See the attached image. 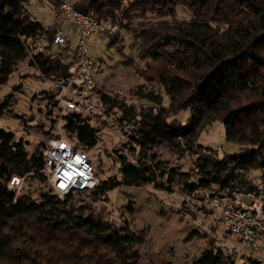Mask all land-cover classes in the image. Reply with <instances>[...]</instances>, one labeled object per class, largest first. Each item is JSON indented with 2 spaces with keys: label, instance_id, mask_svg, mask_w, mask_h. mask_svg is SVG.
Wrapping results in <instances>:
<instances>
[{
  "label": "trees",
  "instance_id": "trees-1",
  "mask_svg": "<svg viewBox=\"0 0 264 264\" xmlns=\"http://www.w3.org/2000/svg\"><path fill=\"white\" fill-rule=\"evenodd\" d=\"M27 0H0V87L7 84L19 64L27 58L25 41L44 36L45 51L35 57L45 76H66L73 56L69 47L49 53L55 28L34 19ZM53 10L59 0H49ZM76 11L108 18L118 24L108 47L123 49L124 30L136 43L138 60L128 58L136 74L157 84L158 90H131L148 104L139 109L127 105L94 86L95 103L103 112L118 109L123 129L121 141L128 155L118 153L116 169L103 176L101 159L93 167L97 181L92 189L55 194L51 186L38 199L18 194L8 187L12 177L43 183L45 141L29 151L21 139L0 128V264H153L138 249L146 241L148 228L128 222L117 225L104 216L97 203L109 200L108 192L121 187H141L192 193L202 187L219 186L229 192H259L264 187V0H69ZM191 13L188 20L177 17V7ZM118 37H121L118 41ZM117 43V44H116ZM58 47L59 46H54ZM162 88L168 102L164 104ZM48 112L58 106L52 90L40 93ZM8 93L0 103L13 101ZM189 110L183 123L173 118ZM88 114L68 111L62 118L64 137L77 150L89 152L99 142V129ZM224 126L225 139L250 148L238 154H223L201 145L198 138L213 123ZM191 157L188 172L167 166L157 149ZM97 169V170H96ZM258 171V175H251ZM99 176V177H97ZM186 213L193 212L184 207ZM226 233L230 235L226 229ZM203 237V234H198ZM238 239V238H237ZM240 240V239H238ZM242 241V240H240ZM189 264H240L234 253H226L210 242ZM241 264H261L248 257Z\"/></svg>",
  "mask_w": 264,
  "mask_h": 264
},
{
  "label": "rangeland",
  "instance_id": "rangeland-1",
  "mask_svg": "<svg viewBox=\"0 0 264 264\" xmlns=\"http://www.w3.org/2000/svg\"><path fill=\"white\" fill-rule=\"evenodd\" d=\"M26 7L31 16L43 25L47 26L52 22L53 8L49 0H27ZM177 17L188 20L191 13L178 6ZM119 36L123 38L122 51H118L115 45L108 47L106 36H94L91 39V49L98 55L101 67L102 78L98 85L109 94L117 98L122 97L127 105H135L139 109L148 103L137 99L131 90L138 85H143L144 91H157L158 86L153 81L144 80L135 73L132 66L126 64L128 58H133L139 66L144 65L137 58V46L131 34L121 30ZM69 40L71 48L75 47L74 37ZM119 41L120 39L117 42ZM61 48L63 47H52L49 53H59ZM33 62L26 59L19 64L8 83L0 87V103L8 93H13L11 98L13 101L0 108V128L12 132L15 139H21L29 151L38 142L47 139L48 135L45 131L52 126L51 118L57 113L59 116L56 118L58 120L53 125V129L60 133L64 115L58 104V110L53 107L50 110L51 114L48 112L49 107L47 108L46 100L40 93L43 90H52L48 81L50 76L42 74ZM160 93L166 105L167 95L162 88ZM54 97L57 103L55 93ZM120 114L118 109L109 113L91 114V123L99 129L100 140L93 149L89 150L88 156L94 169L96 160L101 159L102 167L98 171L102 170L104 177L116 169L118 153L115 149H120L119 152L125 156L128 155L121 144L124 139L123 129L127 130V127L118 122L117 117ZM188 117L189 110H180L173 116L181 123ZM198 142L216 150L218 156L238 154L246 147H251L227 141L224 126L220 122L213 123L206 131H203ZM157 152L160 159L167 160V166H177L179 172L189 171L191 157L186 152L178 155L164 148L157 149ZM258 173V171H252L251 175L253 177ZM14 179H21L13 187L16 193H26L35 199L40 197L41 192L45 191L48 185V181L46 183L36 179L24 181L17 176L12 177V180ZM170 188L171 191L161 190L150 184L141 187L115 188L108 192L109 200L97 203V207L103 209L104 216L117 225L128 222L135 228H148L146 241L138 249L145 257L151 259L153 264H189L203 247L209 246L210 242L220 246L226 253H234L237 263L241 264L246 258L252 257L264 264L263 245L259 244L257 248H254L250 243L227 234L225 226L211 214L186 213L182 191L177 189L176 185ZM197 233L204 236L198 237Z\"/></svg>",
  "mask_w": 264,
  "mask_h": 264
},
{
  "label": "built area",
  "instance_id": "built-area-1",
  "mask_svg": "<svg viewBox=\"0 0 264 264\" xmlns=\"http://www.w3.org/2000/svg\"><path fill=\"white\" fill-rule=\"evenodd\" d=\"M51 24L55 28L51 39L53 46H67L65 24L77 34L67 75L50 76L48 80L60 110L64 114L68 111L88 115L103 113L92 92L101 75V68L98 55L91 49V39L117 34L120 30L118 24L108 18H96L93 14L76 11L69 0H59L53 10ZM44 43V36L25 41L26 59L36 65L35 57L45 51ZM43 157L45 165L42 172L55 194L63 196L70 191L95 186L97 178L88 153L75 149L64 137L62 128L59 136L48 142ZM20 180L11 179L8 187L13 190ZM182 197L188 210H207L230 235L250 243L254 248L259 244L264 247V187L259 192H229L219 186L202 187L192 193L184 192Z\"/></svg>",
  "mask_w": 264,
  "mask_h": 264
},
{
  "label": "crops",
  "instance_id": "crops-1",
  "mask_svg": "<svg viewBox=\"0 0 264 264\" xmlns=\"http://www.w3.org/2000/svg\"><path fill=\"white\" fill-rule=\"evenodd\" d=\"M50 13H51V12H50ZM50 24H51V22H50ZM65 27H66V28H65ZM63 29H64V33H65L66 38H67V41H68L67 46L69 47V53H70V56H73V55H74V47L71 48L70 40H69V39H71V37H74V39H75V41H76V36H77V34H76V32L73 31V30L69 27V25H67V24H65V25L63 26ZM66 29H67V30H66ZM65 30H66V31H65ZM101 37H102V36H101ZM99 38H100V37H99ZM53 47H54V46H53ZM100 68H101V67H100ZM101 78H102V75H100V77H99V79L97 80L95 86H99L98 83L101 81Z\"/></svg>",
  "mask_w": 264,
  "mask_h": 264
}]
</instances>
